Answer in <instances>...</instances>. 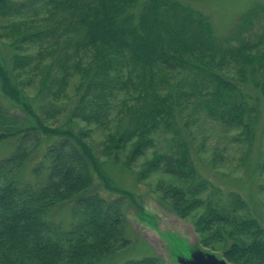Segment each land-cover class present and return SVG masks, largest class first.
I'll list each match as a JSON object with an SVG mask.
<instances>
[{
  "label": "trees",
  "instance_id": "1",
  "mask_svg": "<svg viewBox=\"0 0 264 264\" xmlns=\"http://www.w3.org/2000/svg\"><path fill=\"white\" fill-rule=\"evenodd\" d=\"M37 4L46 16L13 23L7 33L0 28V57L9 54L0 60V142L14 145L0 157V264H167L158 256L115 262L130 245L124 200L133 195L110 185L89 126L111 130L103 152L128 166L155 147V133L174 130L183 101L252 144L264 96V32L257 42L250 35L264 5L249 9L226 38L209 15L181 0H0V16ZM35 44L32 58L24 48ZM45 59L51 63L42 68ZM26 74L40 78V103L27 94ZM122 93L128 98L111 118ZM63 96L73 101L69 121L88 127L52 123L65 110L57 106ZM176 146L155 152L139 179L160 173L190 182V193L206 189L195 186L188 145ZM102 186L119 197H104ZM157 191L183 219L206 204L192 221L202 246L232 264H264V228L240 214L245 202L238 196L228 205L205 203L162 181ZM64 206L75 216L69 230L54 221Z\"/></svg>",
  "mask_w": 264,
  "mask_h": 264
},
{
  "label": "rangeland",
  "instance_id": "2",
  "mask_svg": "<svg viewBox=\"0 0 264 264\" xmlns=\"http://www.w3.org/2000/svg\"><path fill=\"white\" fill-rule=\"evenodd\" d=\"M181 1L195 5L209 15L219 38L232 36L243 15L249 9L256 4L264 5V0ZM44 16H46L44 8L41 4H37L31 11H24L8 17L0 16V28L3 33H7L8 27L13 23L37 20ZM252 32L250 36L254 39L253 42H257L264 32L263 14L255 20ZM24 49L32 58H36L40 46L38 44L27 45ZM3 52L5 59L0 57V60L6 63V55L9 56V54L7 50ZM50 63V59H45L41 67H47ZM23 77L26 79L25 82H29L27 84L28 96L35 103H40L41 95H38V89L41 87L40 78H33L27 74ZM71 82L68 95L73 99L79 80L76 77ZM252 94L258 96L255 92ZM259 97L262 102L261 116L252 144L245 142L242 136L240 137V130L227 129L221 123L198 111L191 105V102L183 101L181 115L177 119L174 130L166 132L161 129L155 133V147L149 149L146 155L132 166H128L122 160L117 163L112 157L104 154L105 142L110 134V129L97 124L89 126L92 135L89 144L100 158L110 185L133 195L132 199L124 200L125 234L130 245L120 252L119 256L115 258V262L124 263L129 260L158 256L167 264H175L174 253L183 251L188 246L202 247L192 221L204 213L206 204L190 212L188 218H181L157 191V185L161 181L163 184L174 185L186 191L189 197L201 199L205 203L214 198L222 205H228L231 199L238 196L241 201L245 202V208L240 211V214L256 218L264 228V96L259 94ZM127 98L123 93L118 96L117 101L113 104L111 118L118 114V108L121 107L120 102ZM60 101L57 106L65 109V112L62 111L52 121V123L55 122V126L67 125L75 131L88 127L81 122L69 121V111L73 101H68L65 96ZM127 103L134 104V100L129 99ZM10 108H12V114L17 113L16 115L21 120L25 118L19 110L12 106ZM181 140L188 145L198 172L195 186L203 184L206 189L190 193L192 190H190V182L160 173L152 174L147 179H139L145 163L153 158L155 152L170 153L176 149L177 142ZM10 143L0 142V157L8 156L14 151V145ZM124 157L122 155L121 159L124 160ZM194 189L196 188L194 187ZM100 190L101 194L108 199L119 197L117 193L109 192L104 186ZM54 221L64 230H69L72 223L75 222L71 206L57 208L54 211ZM182 253L186 255L188 251L185 250Z\"/></svg>",
  "mask_w": 264,
  "mask_h": 264
},
{
  "label": "water",
  "instance_id": "3",
  "mask_svg": "<svg viewBox=\"0 0 264 264\" xmlns=\"http://www.w3.org/2000/svg\"><path fill=\"white\" fill-rule=\"evenodd\" d=\"M199 241L200 245H202L200 238ZM202 247L188 246L183 250L188 251L186 255L182 253L183 251L174 253L173 260L175 264H232L224 258L223 254L211 251L204 246Z\"/></svg>",
  "mask_w": 264,
  "mask_h": 264
}]
</instances>
